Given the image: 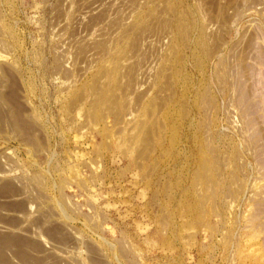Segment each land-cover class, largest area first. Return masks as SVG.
Wrapping results in <instances>:
<instances>
[{
	"label": "rangeland",
	"instance_id": "obj_1",
	"mask_svg": "<svg viewBox=\"0 0 264 264\" xmlns=\"http://www.w3.org/2000/svg\"><path fill=\"white\" fill-rule=\"evenodd\" d=\"M0 162L113 264H264V0H0Z\"/></svg>",
	"mask_w": 264,
	"mask_h": 264
},
{
	"label": "crops",
	"instance_id": "obj_2",
	"mask_svg": "<svg viewBox=\"0 0 264 264\" xmlns=\"http://www.w3.org/2000/svg\"><path fill=\"white\" fill-rule=\"evenodd\" d=\"M54 191L0 178V264H113L117 239H99L92 217L62 208Z\"/></svg>",
	"mask_w": 264,
	"mask_h": 264
}]
</instances>
